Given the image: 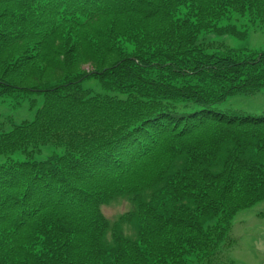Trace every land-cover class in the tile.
<instances>
[{
	"label": "trees",
	"instance_id": "obj_1",
	"mask_svg": "<svg viewBox=\"0 0 264 264\" xmlns=\"http://www.w3.org/2000/svg\"><path fill=\"white\" fill-rule=\"evenodd\" d=\"M234 15L264 29V0H0V264H213L264 202V116L216 109L264 52L199 43Z\"/></svg>",
	"mask_w": 264,
	"mask_h": 264
},
{
	"label": "rangeland",
	"instance_id": "obj_2",
	"mask_svg": "<svg viewBox=\"0 0 264 264\" xmlns=\"http://www.w3.org/2000/svg\"><path fill=\"white\" fill-rule=\"evenodd\" d=\"M233 23L239 30H247L243 37L235 35H219L214 32L203 33L199 43L206 46L210 53L223 55L227 51H235L239 59L244 60L247 55L264 52V29L253 27L245 19L234 15ZM230 25L226 20L219 23L220 27ZM88 70L89 67H86ZM216 109L230 115L264 116V89L254 95L237 94ZM6 107L0 108V118L5 117ZM35 112L26 109L14 112L11 120L19 124L32 121ZM11 126L8 125L7 129ZM1 162V160H0ZM132 209V205L124 200H115L103 206V214L114 222L119 216ZM230 242L219 248L212 257L213 264H264V202L238 212L232 222L229 234Z\"/></svg>",
	"mask_w": 264,
	"mask_h": 264
}]
</instances>
